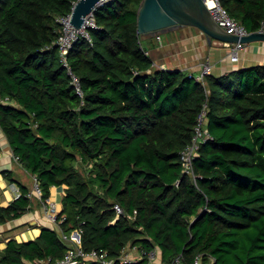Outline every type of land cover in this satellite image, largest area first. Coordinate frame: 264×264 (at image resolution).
<instances>
[{
  "label": "trees",
  "instance_id": "1",
  "mask_svg": "<svg viewBox=\"0 0 264 264\" xmlns=\"http://www.w3.org/2000/svg\"><path fill=\"white\" fill-rule=\"evenodd\" d=\"M75 1L0 0V96L12 101L0 104V128L43 201L65 186L60 229H81L85 250L115 259L130 246L157 249L161 264H264V66L207 74L204 83L156 69L137 33L142 0H105L87 29L91 43L80 37L66 55L80 96L55 46L57 18ZM219 1L248 32L264 28V0ZM204 105L209 138L191 177L179 153ZM19 189L0 204V225L29 210L30 191ZM65 250L58 231L43 227L33 240L9 239L0 264ZM144 253L113 264H147Z\"/></svg>",
  "mask_w": 264,
  "mask_h": 264
},
{
  "label": "crops",
  "instance_id": "2",
  "mask_svg": "<svg viewBox=\"0 0 264 264\" xmlns=\"http://www.w3.org/2000/svg\"><path fill=\"white\" fill-rule=\"evenodd\" d=\"M141 37L148 41L149 46H144L153 59L156 69H178L188 74H197L206 58L211 65L210 74L215 76H221L240 68L264 66V41L245 44L239 52L238 61L231 62L228 45L218 40H212L209 45L201 32L190 35L182 31L176 40L168 44L157 41L155 36L141 35ZM5 172H10L11 179L3 174ZM33 181L34 176L15 160L11 147L0 128V204L8 205L12 202L20 194V185L28 188L31 193ZM64 190V185L50 188L48 200L56 202L60 209ZM30 198L31 205L26 213L17 219L0 225V250L11 238L18 242H25L35 239L40 234L41 228H53L40 200L35 195H31ZM131 250L132 256L136 257L137 253L134 248ZM158 253L156 260L150 264H161L160 252L158 251Z\"/></svg>",
  "mask_w": 264,
  "mask_h": 264
},
{
  "label": "built area",
  "instance_id": "3",
  "mask_svg": "<svg viewBox=\"0 0 264 264\" xmlns=\"http://www.w3.org/2000/svg\"><path fill=\"white\" fill-rule=\"evenodd\" d=\"M105 0H101L99 5H102ZM204 4L206 5L210 16L212 20L215 22L217 27H219L222 31L228 34L236 35L238 37H242L244 35H247L249 32L245 29V27L239 23L235 18L231 17L227 10L221 6L219 0H203ZM98 5V6H99ZM97 6V7H98ZM71 14H67L64 16H59L57 18V22L60 25V34L58 35L55 46L58 47L60 58L62 65L67 68V71L72 77V82L75 86L76 92L81 96V90L79 87V80L76 76L72 75L70 73L67 61H66V55L68 51L71 49L73 43L77 41L80 37L85 38L89 43H91V37L88 33V28L86 26L94 27L93 23V13L91 16H89L86 20L84 25L76 29L73 27V25L70 22ZM257 31L264 32V28H260ZM155 39L157 41H161L160 34L155 36ZM229 47V59L231 62H237L239 59V52L243 49L245 46L242 42H235V43H226ZM146 54L148 52L146 51ZM154 67V62H153ZM165 70V69H163ZM211 73V65L206 58L204 62L201 64V69L197 74H189V77L193 76L197 82L204 83V77L207 74ZM12 103L10 98L8 96L2 97L0 96V104H8ZM209 138V134L206 130V110L205 105L203 106L202 110L197 116L196 123L193 128V134L191 137V141L188 145H186L179 153L180 162L182 166V172L186 175H189L191 177H194L193 172V161L195 160V157L197 156V152L199 149V146L205 142V140ZM14 158L16 161L19 162L18 157L14 155ZM179 181L176 182V185H178ZM41 188L34 177L33 181V188L31 195H35L40 202L43 205V208L45 210V214L47 216L48 221L53 226V229H56L58 231L59 237L61 241L64 243L66 250L65 254L62 258L59 259H52L51 257L36 259L33 262L29 264H87L88 262H93L97 264H113L115 260H119L121 262H130V261H137L143 257L142 251H139L135 247L127 246L124 248L121 253L115 258H111L109 256L108 252L106 250L102 249H91V250H85L81 243V229L75 228L69 232H64L60 229V222L61 220H57V214L60 212V208L57 206L56 202L49 201L48 198L46 200L41 199ZM113 209L115 210L116 216L124 215L123 209L118 205L114 204ZM136 211H134L135 213ZM131 248H134V250L137 253V256H132V250ZM148 259V263H153L154 260L157 258V249H153L152 251L148 253H144ZM179 258H175L171 264H178ZM200 260L199 257H196L194 264H199Z\"/></svg>",
  "mask_w": 264,
  "mask_h": 264
},
{
  "label": "water",
  "instance_id": "4",
  "mask_svg": "<svg viewBox=\"0 0 264 264\" xmlns=\"http://www.w3.org/2000/svg\"><path fill=\"white\" fill-rule=\"evenodd\" d=\"M101 0H76L71 9L70 22L74 28H81L92 15ZM188 26L204 34L208 44L212 40L224 43L242 42L248 44L264 41V32L252 31L238 37L222 31L212 20L203 0H142L137 12V33L156 36ZM89 28V26H86Z\"/></svg>",
  "mask_w": 264,
  "mask_h": 264
},
{
  "label": "rangeland",
  "instance_id": "5",
  "mask_svg": "<svg viewBox=\"0 0 264 264\" xmlns=\"http://www.w3.org/2000/svg\"><path fill=\"white\" fill-rule=\"evenodd\" d=\"M181 30L184 31L185 34H190V35L191 34H199L200 33V31L198 29L194 28V27L183 26V27L178 28L177 30L160 34L162 43L168 44L169 42L176 40L180 36V34L182 33ZM140 39H141V43H142L143 46L144 45L146 47L149 46L148 41H147L146 38H142L140 36ZM76 167L84 175H86L87 172L91 171V165L83 166V165L77 163ZM158 255H159V253L157 251V256Z\"/></svg>",
  "mask_w": 264,
  "mask_h": 264
}]
</instances>
